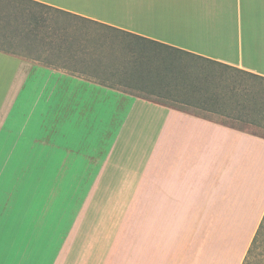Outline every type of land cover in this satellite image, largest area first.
<instances>
[{
    "label": "crops",
    "instance_id": "1",
    "mask_svg": "<svg viewBox=\"0 0 264 264\" xmlns=\"http://www.w3.org/2000/svg\"><path fill=\"white\" fill-rule=\"evenodd\" d=\"M0 21V264H241L264 137L208 99L264 77V0H3ZM105 189L138 222L85 243Z\"/></svg>",
    "mask_w": 264,
    "mask_h": 264
},
{
    "label": "rangeland",
    "instance_id": "2",
    "mask_svg": "<svg viewBox=\"0 0 264 264\" xmlns=\"http://www.w3.org/2000/svg\"><path fill=\"white\" fill-rule=\"evenodd\" d=\"M0 2L2 3L3 0H0ZM2 24L3 22L0 21V39H7L14 34V31L10 25L5 27ZM225 76H227L225 79H229L228 83L234 81L240 84L241 87L228 93L232 98L229 97L227 103H225V105H228V109L225 110L227 114L220 117V119L234 122L232 125L239 126L242 129L262 131L264 134V110L261 109L264 106V80L247 74L232 75L229 73ZM227 89L229 88L227 87ZM253 100H255L254 104ZM88 189L89 182L82 188L81 186L78 187L77 195H84ZM108 191V189H105L101 195L99 194L93 199L92 197L89 198L84 207L85 219L82 226L87 229H99L97 235H91L92 232H85L86 234L82 237L85 243L90 241L107 243L111 237L109 235L112 233V229L124 228L130 226V223L138 222V220L130 221L128 217L131 211H138L139 205L114 202L124 198L115 196V191L109 193ZM111 194L113 196H110ZM256 259L259 260V257L257 256Z\"/></svg>",
    "mask_w": 264,
    "mask_h": 264
},
{
    "label": "trees",
    "instance_id": "3",
    "mask_svg": "<svg viewBox=\"0 0 264 264\" xmlns=\"http://www.w3.org/2000/svg\"><path fill=\"white\" fill-rule=\"evenodd\" d=\"M244 74H247V75L256 77L258 79L264 80V77H261V76L253 75V74H250L247 72H243V75ZM228 80L225 78H220V80H219L220 82L218 83V85L220 84L221 93L215 94L214 92H212L209 96V99H208L210 101V103H212V105H215L218 102V98H221L220 102L222 104H225L228 101L229 97L232 98V96L229 95L228 93L236 90L238 87H241V86H239L240 84H237L234 81H231V83H228ZM214 81L215 80H212V81L209 80L208 86L216 88V83ZM227 87L229 89H227ZM243 100L245 101L246 99H243ZM249 101L251 102V100H249ZM254 101L255 100H253V104H254ZM234 105H236V104H234ZM261 109L263 111L264 106L261 107ZM232 126H235V125H232ZM237 127H239V126H237ZM251 132L256 134V135L264 137V134L262 133V131H251ZM256 255L259 257V260L256 259V257H257ZM241 264H264V213H263L261 220L258 224V227H257V229H256V231H255V233L251 239V242L248 246V249L246 251V254H245L244 259H243Z\"/></svg>",
    "mask_w": 264,
    "mask_h": 264
}]
</instances>
